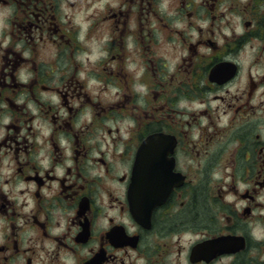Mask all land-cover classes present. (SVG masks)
Wrapping results in <instances>:
<instances>
[{
    "label": "flooded vegetation",
    "instance_id": "af4514ba",
    "mask_svg": "<svg viewBox=\"0 0 264 264\" xmlns=\"http://www.w3.org/2000/svg\"><path fill=\"white\" fill-rule=\"evenodd\" d=\"M0 264H264V0H0Z\"/></svg>",
    "mask_w": 264,
    "mask_h": 264
}]
</instances>
